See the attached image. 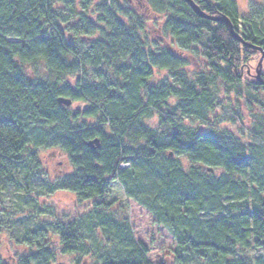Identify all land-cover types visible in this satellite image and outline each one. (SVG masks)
<instances>
[{
  "label": "trees",
  "instance_id": "16d2710c",
  "mask_svg": "<svg viewBox=\"0 0 264 264\" xmlns=\"http://www.w3.org/2000/svg\"><path fill=\"white\" fill-rule=\"evenodd\" d=\"M193 1L209 16L227 17L244 42L264 52V0L244 17L236 0ZM138 4L166 16L172 44L153 41L147 19L121 0H0V200L11 189L25 203L38 199L46 176L40 150L57 149L72 172L45 188L71 191L83 204L67 221L38 215L37 229L23 237L29 251L13 259L55 264L60 253L75 264H154L134 235L133 199L172 233L176 264H264V256L247 255L264 247V119L246 144L213 117L224 105L219 85L226 97L237 94L262 52L185 0ZM198 46L208 72L183 71L174 52ZM155 68L170 70L174 83L153 84ZM247 82L249 91L264 92ZM235 115L229 121L241 122ZM156 116L153 128L147 121ZM94 139L97 150L88 146ZM5 232L0 220V240Z\"/></svg>",
  "mask_w": 264,
  "mask_h": 264
},
{
  "label": "rangeland",
  "instance_id": "374dc122",
  "mask_svg": "<svg viewBox=\"0 0 264 264\" xmlns=\"http://www.w3.org/2000/svg\"><path fill=\"white\" fill-rule=\"evenodd\" d=\"M236 2L240 15L244 17L248 16L252 6L261 3V0H236ZM121 3L125 9L131 8L137 11L140 16H144L147 19L149 35H151L153 41L160 43L161 47L172 44L173 39L165 34L163 30L166 19L165 15H157L148 8L141 7L138 4V0H133L129 3L126 0H121ZM198 48L200 51L196 50V52L187 51L184 54L174 52L176 56L186 63L183 71H187L190 74L208 72L202 56V47L198 46ZM260 59L252 63L250 71L252 76L249 77L251 81H257L256 74ZM29 72H32V70L29 69ZM262 72L264 73V67H262ZM249 79L245 78L242 85L238 88V93H231L229 97H226L225 94L227 89H224L221 84L219 85L218 95L224 105L213 116H217L221 128L232 130L237 136L242 137L243 142L246 144L250 142L249 132L259 124L258 118L264 119V92L253 93L249 91L247 89V81ZM162 82L173 84V74L170 70L155 68L152 83L157 85ZM174 103H176V100L172 99L171 104L173 105ZM81 106L76 103L73 105V108L78 109ZM234 112H236L235 118H238L239 115L242 117L241 122L234 124L232 121H229L230 114L233 115ZM147 123L151 127L157 128L159 125L158 117L156 116L148 120ZM187 124L194 128L202 127V130H207L206 126H203L196 120L189 119L187 120ZM242 132L245 133L244 136H242ZM177 158L188 165L186 158L179 156ZM39 160L46 176L43 182L40 181L41 183L38 182L39 180H36L37 184H41H38L39 187L37 188L39 190L35 192V196L38 199L30 200L27 204L23 201L22 194L11 189L4 191L0 200V220H2L3 226H6L9 231V235L5 232L0 240V257L6 264H18V261L13 259L15 258V253L22 254L29 251L30 248L25 243H22L23 237L27 232L37 229V225L39 224L38 215H45L49 222L54 220L67 221L68 217L83 212L81 207L83 204L75 193L67 190H57L50 193L45 188V185L48 184V179L55 182V180L72 172L66 154L57 149L40 150ZM217 174L219 175L221 172ZM129 205L134 235L138 241H141L147 247L149 259L154 264H176L175 256L173 255H177L178 245L169 229L150 210L137 201L130 199ZM21 211L27 212L28 216L21 218L20 214L15 215L16 212ZM47 228H51L50 224H48ZM247 255L252 259L256 256H264V247L254 249L248 252ZM75 262L74 256L64 257L58 253V260L55 264H75ZM80 264H95V261L87 258L82 260Z\"/></svg>",
  "mask_w": 264,
  "mask_h": 264
},
{
  "label": "water",
  "instance_id": "95a60500",
  "mask_svg": "<svg viewBox=\"0 0 264 264\" xmlns=\"http://www.w3.org/2000/svg\"><path fill=\"white\" fill-rule=\"evenodd\" d=\"M185 1L190 4V6H191L192 10L194 11V13L196 15H198L199 17H201L203 19H206V20H209V21H213V22H223V23L227 24L229 26V28H230V31H231L233 37L236 40H238L239 42H241L242 44H244V45H246V46H248L250 48L257 49V50L262 52V57H261V59L259 61V65H258V68H257L256 79H257L258 84L264 86V78L262 76L264 52L260 48H256V47L244 42V40L235 32L233 24L231 23V21L227 17H223V16H220V17L209 16L204 11H202L201 8L193 0H185ZM59 103L61 105L66 106V107H70L72 105V101L70 99H67V98H60L59 99ZM88 146L91 149H93V150H97V149H99L101 147L100 140L99 139H94V140H92V141H90L88 143ZM171 155H173V154H171Z\"/></svg>",
  "mask_w": 264,
  "mask_h": 264
}]
</instances>
